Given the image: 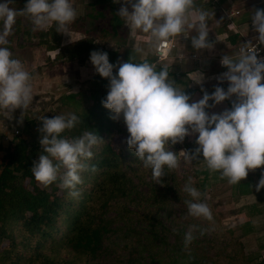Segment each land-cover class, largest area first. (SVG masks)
I'll return each mask as SVG.
<instances>
[{"label": "clouds", "instance_id": "clouds-1", "mask_svg": "<svg viewBox=\"0 0 264 264\" xmlns=\"http://www.w3.org/2000/svg\"><path fill=\"white\" fill-rule=\"evenodd\" d=\"M13 3L14 0L0 3V113L9 118L17 108L27 110L33 100L31 75L7 47L16 18L27 17L33 31L45 30L55 23L57 32L68 33V26L77 16L71 0H27L22 9L10 7ZM129 4L132 11L126 6ZM194 7L195 0H125L118 15L131 29L148 34L150 48L158 50L170 37L181 34L187 37V30L194 29L193 48L211 49L207 21L213 14L204 8L193 12ZM251 21L259 34L258 43L264 44V9H256ZM134 51L143 54L144 49L136 46ZM257 51L256 46L247 42L234 56L224 55L220 62L228 70L218 79L229 82L227 91L217 86L213 93L205 92L202 99L192 103L189 95L170 78L166 66L157 71L156 64L147 59L134 62L131 56L127 62L112 64L108 53L103 51H92L90 61L95 71L109 80L103 106L111 110L112 119L123 117L130 134L126 143L143 168L151 170L153 181L159 183L166 175L165 167L168 170L179 167L178 155L165 145L183 142L191 132L198 133V147L192 153L182 150L184 160L191 163L202 154L207 170L219 172L221 179L226 178L229 184L235 185L247 177L249 170L264 165V83L261 82L264 60L258 59ZM114 68H118L116 74H113ZM233 94L237 99L231 109L211 115L205 111L210 107L209 100L218 104ZM38 119L42 121L38 129L42 134L39 140L42 152L30 170L44 186L59 179L62 187L73 189L70 195L75 197L79 194L75 191L76 185L82 183L80 172L88 167L82 161L91 159L92 147L103 140L92 131H84L74 138L62 137L66 129L71 130L80 122L74 113ZM91 170H96L94 165ZM193 185L189 177L183 188L191 197L184 200L188 215L211 222L210 207ZM255 187L257 192L264 188V174ZM197 228L192 225L185 234V249L195 238L193 232ZM206 230L200 229V234Z\"/></svg>", "mask_w": 264, "mask_h": 264}, {"label": "trees", "instance_id": "trees-1", "mask_svg": "<svg viewBox=\"0 0 264 264\" xmlns=\"http://www.w3.org/2000/svg\"><path fill=\"white\" fill-rule=\"evenodd\" d=\"M26 2L27 0H20L21 9ZM94 2L100 5L113 3L112 0ZM78 20L80 19L77 18ZM249 21L251 19L241 17L235 20L240 28ZM72 25L73 23L69 26ZM31 29L27 25L22 32L31 39L37 37V43L44 50H57L51 59L45 57L49 64L73 60L82 65L86 59L90 60L92 51L107 52L109 62L117 64V51L98 46L94 37L89 34L63 45L60 43L62 32L56 31L55 23L45 30ZM79 29L81 26L78 24L75 32H79ZM109 33L107 30H100L97 37L105 40L110 37ZM228 39L232 41L233 47L240 41L237 34H231ZM261 46L264 47L263 44ZM134 54V62L147 59L156 64L155 57L139 60L136 52ZM121 57L122 62L129 60L125 51ZM92 66L95 69L93 64ZM160 68L157 65L156 70L159 71ZM117 71L118 68H114L113 74ZM89 82L95 87L90 92L93 101L90 105L72 112L80 118V122L61 134L62 137L74 138L82 135L84 131H92L103 140L92 147L93 157L82 161L88 167L80 172L82 183L76 185L75 191L79 193L77 196L70 195L73 189L64 188L62 185L57 187L56 182L37 191L27 187L29 179H35L30 169L42 152L40 136L29 140L14 135L6 146H0V264H101L97 257L117 244L118 239L122 241L121 249L125 251L114 253L111 259L120 261L121 264H143V252H148L149 255L146 264H215L216 254L206 255V252H199L200 247L193 241L185 249L184 225L174 231L162 222L158 212L160 204L166 198L176 197L180 203L191 199L187 193L181 191L183 179L175 169L168 170L165 167L166 175L159 181L161 184L153 181L151 170H145L134 151L129 149L126 143L128 134L119 149L105 141L112 129L118 133L124 131L117 128L114 124L116 120L111 118L113 113L102 104L108 92V78L105 79L95 72L94 78ZM66 96L68 95L60 97V105L68 101ZM30 122L33 123L32 120ZM38 125L41 127L42 123ZM186 146L192 147L193 139L186 141ZM197 147L193 148L194 151ZM199 157L203 160L202 154ZM93 165L95 171L91 170ZM63 171L61 169V174ZM201 173L202 179L194 180L193 185L200 186L201 189L209 175L215 178L219 174H209L206 166ZM145 175H148V183L144 180ZM255 175V170L250 171L238 184H230L231 195L235 200L250 193L260 200L264 197V188L256 191ZM144 183L148 193L143 198L139 197L138 204L141 206L136 207L135 211L128 209L127 204L139 196L138 185ZM141 202L146 203L145 206ZM250 211L253 215L260 212L253 204ZM143 233H146L143 237L146 239L141 241ZM168 235L173 236L171 243L167 241ZM2 239L7 246L1 245ZM238 249L239 253L231 256L234 264H264L259 258L255 260L256 256L244 254L241 244Z\"/></svg>", "mask_w": 264, "mask_h": 264}, {"label": "rangeland", "instance_id": "rangeland-1", "mask_svg": "<svg viewBox=\"0 0 264 264\" xmlns=\"http://www.w3.org/2000/svg\"><path fill=\"white\" fill-rule=\"evenodd\" d=\"M2 2H4V0H0V3ZM71 2L76 9L77 16L73 25L69 26L68 33H61V44L64 45L73 42L83 35L89 34L94 37V41L98 46L110 50H116L118 53V61L122 62L121 56L124 51L128 59L130 56L132 57L135 55L134 47L136 46L144 49L143 54L137 53V57H155L153 48H150L148 45V34L139 30L131 29L119 17V9L125 5V0H119V2L112 0V5H108L107 2L105 6L97 4L94 0H71ZM10 7L21 9L20 0H14V3L10 5ZM127 7L129 11H132L131 5ZM259 9H264V5L260 6ZM77 18L80 20L77 21ZM223 23H225L224 20ZM78 24L81 26V29H79V32H75V27ZM27 25H29V28L33 29V25L27 17L18 16L16 18L12 34L8 37L9 45H7V47H9L10 51L13 53V58L21 60L23 65L26 61L32 62L29 67L25 66L26 70L29 69L30 72L35 73L36 70L42 68V70H44L43 73H41L42 81L40 83L38 80L35 83L33 82V100L27 110L24 111L21 108H17L11 112L10 118L0 113L1 147L6 146L10 138L14 135L29 140L36 137L40 138L42 134L38 131L40 128L38 124L42 123V121H40L38 117L46 116L48 118H53L55 115H66L68 113L76 112L84 106L90 105L93 101L90 92L94 90L95 87H92V83L89 81L94 78L96 71L93 68L91 61L86 59L82 65H79L73 60L57 61L54 64L55 66L60 67L55 68L54 71L53 69H50V65L53 64L47 62V64L42 65L40 63L41 60L46 56L51 59L57 50H44L43 46L37 43V37H34L33 39L30 37L28 38L25 32H22ZM225 27L226 31H224V35H231L234 33L230 25H225ZM240 29L244 31L246 26L244 25ZM100 30H107L110 32V37L105 40L99 39L97 34ZM140 33L147 36H143ZM233 48V46L232 48L231 46L228 48L229 55L231 56L235 55ZM38 59L40 61L36 62ZM156 61L155 57V63ZM164 63L165 61L162 60L161 63L157 65L162 66ZM210 64L214 66V60L208 63V65ZM42 66L48 67L43 68ZM44 82L50 84H47L46 87L43 88L44 84L42 83ZM64 95H68L66 96L68 97V101L65 104L60 105V97ZM198 101L199 99H197V102ZM30 120H32L33 123H31ZM114 124L117 128H120L121 130L123 129L124 133H118L115 129H112L108 137L105 138V141H107L113 148L119 149L123 146L122 143L126 134H130L122 116L119 120H116ZM14 130L17 131L16 134L14 133ZM197 137L198 133L190 132L183 142L166 144L165 146L167 150L176 152V150L180 148V145L183 144L187 148V151L191 153L194 152L193 148L198 146L196 143ZM191 139H193V146L187 147L186 141ZM1 153L2 152H0V154ZM204 168L205 164L199 156L191 163L186 162L183 156L179 157V167L175 170L179 177L183 179L181 182L182 193H184V184L188 183L189 177H192L193 181H200L202 179L203 174L201 171ZM253 170L256 171L255 176H257V178L254 177V182L255 184H258L261 175L264 174V165ZM253 170H249L248 172ZM210 173L211 172L209 171V174ZM144 180L146 183L149 182L148 175L144 176ZM134 181L137 182V179L134 178ZM56 185L57 187L61 186L59 179L56 181ZM27 187L31 190L37 191L45 186L36 181V179L33 181L29 179ZM196 188L203 194L201 199L206 201L209 205L213 220L210 222L203 218L189 216L185 204L183 202L180 203L176 197H173L164 199L158 208L162 222L165 225L170 226L173 230L180 225H184V235L189 231L190 226L197 225V230L193 232L195 238L192 241L197 247H200L199 252H206V255L216 254L214 257L215 264H234V259L231 256L234 253L235 255L239 253V244H241L244 254L247 256H256L255 260L259 258L264 261V197L260 200L256 195L250 193L235 200L231 195L228 180L226 178L221 179L219 174H217L215 178H212L209 175L204 187L202 189L200 186ZM147 193V185H145V183L139 184V196L136 197L135 200L132 199V202L127 204V208L135 211L136 207L141 206L138 204L139 197L143 198ZM141 204L145 206L146 203L141 202ZM252 204L256 205L260 210V212L255 215L250 214ZM182 218L184 221H181ZM138 228L141 229L142 227ZM200 229L207 230L201 235ZM145 234L143 233L141 241L146 239L143 238ZM118 240L117 244L113 245V247H109V249L97 257L99 263L121 264L120 261H113L111 259L114 253H123L125 251L121 249L122 241L120 239ZM167 241L168 243H171L173 241V236L168 235ZM1 245L7 246L4 239H2ZM147 253L143 252L141 254V261L143 264H146L149 261V255Z\"/></svg>", "mask_w": 264, "mask_h": 264}, {"label": "crops", "instance_id": "crops-1", "mask_svg": "<svg viewBox=\"0 0 264 264\" xmlns=\"http://www.w3.org/2000/svg\"><path fill=\"white\" fill-rule=\"evenodd\" d=\"M263 5L264 0H195V7L192 10L193 12L196 8H204L205 10L213 14L207 21L209 26L208 40L213 44V47L211 49H194L191 44V36L196 35V31L194 29H188L186 33L187 37H185L184 34L170 37L173 40L175 46L169 51L166 58L163 59L165 63L162 65L168 67L169 76L175 81L176 86L183 89L184 93L189 95V103L197 102V99H202L205 92H207L208 94L213 93L217 86L224 88L225 91H227V88L229 87V82L227 80L218 79L222 73L228 70L221 64L220 61L224 55H229L228 48L230 46L232 48L233 46L232 41L227 38L228 35H224V31H226L225 25L228 24V21L224 17L222 11L238 10V15L232 17L231 23L237 26V28H240V25H238L235 20L240 17L251 19V15L254 14V11L256 9H259L260 6ZM102 6H105V4ZM189 19L191 22V17ZM223 20L225 23H223ZM245 26H247V24ZM140 34H142L143 36H147L143 33ZM233 52L235 53L234 50ZM189 53H195L196 55L195 57H190L188 55ZM138 59L140 60L142 58L138 57ZM213 60L214 66H212V64L208 65V63ZM39 61V59L36 60V62ZM161 61L156 62V64H160ZM24 63V67H29L32 62L26 61ZM40 63L42 65H45L47 64V61L44 58ZM205 63L207 67L205 66ZM42 67L47 68L48 66ZM50 67V69H53L54 71L55 68H58L60 66H55V64H53L50 65ZM27 71L31 75V84H34L37 80L39 81V83L42 81L41 73H43L44 71L42 70V68L36 70L35 73L30 72L29 69ZM170 74H173V76H171ZM261 82L264 83V80H262ZM42 84H44L43 88H45L46 85L50 83L44 82ZM184 84H186V87H184ZM190 90L192 91V93H190ZM236 99V95L233 94L230 98H226L224 101L218 104L214 103L213 100H209L208 103L210 107L206 108L205 111L208 112L209 115L220 114L227 109H231L232 103Z\"/></svg>", "mask_w": 264, "mask_h": 264}, {"label": "built area", "instance_id": "built-area-1", "mask_svg": "<svg viewBox=\"0 0 264 264\" xmlns=\"http://www.w3.org/2000/svg\"><path fill=\"white\" fill-rule=\"evenodd\" d=\"M223 15L228 21L227 25H230V27L233 29L234 33L237 34L240 38V41L238 44L234 46V51L235 53L238 51L239 47L243 43L251 42L256 48L258 49L257 51V56L258 59L264 60V49L262 48L261 44L258 43L257 37H258V32L254 30V27L252 25V21H249L247 23L246 29L243 31L240 28H237L233 23H231L232 17L238 15L239 11L238 10H223ZM175 44L173 43V40L169 38L168 41H166L163 46L160 49H154V54L156 57V62H160L161 60L165 59L166 56L168 55L169 51L174 48ZM190 57H195V53H189L188 54ZM198 58V57H197ZM14 133L16 134L17 131L14 130ZM187 151V148L182 144L180 145V148L176 150V153L179 157H181V151Z\"/></svg>", "mask_w": 264, "mask_h": 264}]
</instances>
